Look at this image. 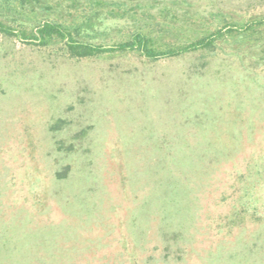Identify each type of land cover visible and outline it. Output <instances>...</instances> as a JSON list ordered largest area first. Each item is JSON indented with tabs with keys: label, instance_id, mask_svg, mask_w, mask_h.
Instances as JSON below:
<instances>
[{
	"label": "rangeland",
	"instance_id": "374dc122",
	"mask_svg": "<svg viewBox=\"0 0 264 264\" xmlns=\"http://www.w3.org/2000/svg\"><path fill=\"white\" fill-rule=\"evenodd\" d=\"M105 46L0 32V264H264V0H0Z\"/></svg>",
	"mask_w": 264,
	"mask_h": 264
},
{
	"label": "trees",
	"instance_id": "16d2710c",
	"mask_svg": "<svg viewBox=\"0 0 264 264\" xmlns=\"http://www.w3.org/2000/svg\"><path fill=\"white\" fill-rule=\"evenodd\" d=\"M261 22L262 20L256 22L252 21L249 24L240 27L235 24L226 25L195 42L179 46H161L152 38L140 31L134 33L128 41L105 46L102 44L81 41L76 38L70 28L52 21H45L37 26L32 33H27L24 30H18L17 28L0 20V32L9 36H18L24 40H31L41 45H47L54 40L60 39L65 41L69 53L76 57H89L101 55L103 53L137 50L146 58L157 60L164 57L179 56L200 49H211L214 47L216 41L225 36L227 33L249 31L253 29L255 24Z\"/></svg>",
	"mask_w": 264,
	"mask_h": 264
}]
</instances>
